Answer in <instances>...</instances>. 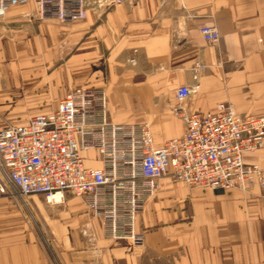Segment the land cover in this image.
Here are the masks:
<instances>
[{
  "label": "crops",
  "instance_id": "obj_1",
  "mask_svg": "<svg viewBox=\"0 0 264 264\" xmlns=\"http://www.w3.org/2000/svg\"><path fill=\"white\" fill-rule=\"evenodd\" d=\"M213 27L216 43L199 29ZM205 67L196 78L191 67ZM197 84L180 107L264 116V0H88L83 20L39 21L34 5L0 19V111L8 125L56 109L75 88L102 90L110 119L149 125L153 147L180 137L174 90ZM28 117V118H27ZM0 122V129L8 126ZM87 167L101 168L94 151ZM246 165L264 169L260 149ZM0 264H264V192L214 191L158 181L136 218L143 247L104 236L103 222L70 195L47 204L21 197L0 169Z\"/></svg>",
  "mask_w": 264,
  "mask_h": 264
},
{
  "label": "built area",
  "instance_id": "obj_2",
  "mask_svg": "<svg viewBox=\"0 0 264 264\" xmlns=\"http://www.w3.org/2000/svg\"><path fill=\"white\" fill-rule=\"evenodd\" d=\"M29 2L39 21L68 24L84 19L88 0H0V19ZM102 2L116 6L124 0ZM199 34L205 42L219 39L213 27L203 26ZM204 70L199 62L191 67L194 78ZM198 89L193 84L174 90L172 113L182 135L154 148L147 123L114 122L102 90L75 88L55 110L0 129V169L21 197L41 195L47 204H60L68 194L102 220L106 238L127 239L140 249L144 240L136 218L162 177L222 192L256 184L264 192V169L243 162L244 154L263 145L264 116L239 115L225 103L211 113L184 111L180 104ZM85 151L96 152L101 168L85 165Z\"/></svg>",
  "mask_w": 264,
  "mask_h": 264
},
{
  "label": "rangeland",
  "instance_id": "obj_3",
  "mask_svg": "<svg viewBox=\"0 0 264 264\" xmlns=\"http://www.w3.org/2000/svg\"><path fill=\"white\" fill-rule=\"evenodd\" d=\"M16 113H18V112H4V111H0V122H3V126L10 124V121H7L6 118H8V116H14Z\"/></svg>",
  "mask_w": 264,
  "mask_h": 264
}]
</instances>
